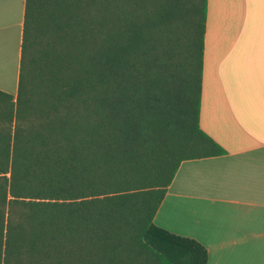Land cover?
Returning a JSON list of instances; mask_svg holds the SVG:
<instances>
[{"label":"trees","instance_id":"16d2710c","mask_svg":"<svg viewBox=\"0 0 264 264\" xmlns=\"http://www.w3.org/2000/svg\"><path fill=\"white\" fill-rule=\"evenodd\" d=\"M206 0H24L0 89V264H203L152 216L198 124Z\"/></svg>","mask_w":264,"mask_h":264},{"label":"crops","instance_id":"0c3cea01","mask_svg":"<svg viewBox=\"0 0 264 264\" xmlns=\"http://www.w3.org/2000/svg\"><path fill=\"white\" fill-rule=\"evenodd\" d=\"M24 0H0V85L17 80ZM199 127L224 152L182 159L152 216L203 264H264V0H206Z\"/></svg>","mask_w":264,"mask_h":264},{"label":"rangeland","instance_id":"374dc122","mask_svg":"<svg viewBox=\"0 0 264 264\" xmlns=\"http://www.w3.org/2000/svg\"><path fill=\"white\" fill-rule=\"evenodd\" d=\"M4 82L5 83H3V85H0V89L10 93H14L16 87V80H13L12 78H6Z\"/></svg>","mask_w":264,"mask_h":264}]
</instances>
